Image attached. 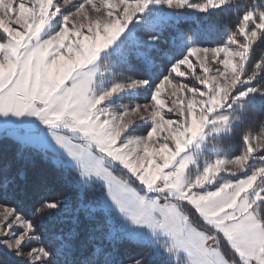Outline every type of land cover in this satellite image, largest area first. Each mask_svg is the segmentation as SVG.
I'll list each match as a JSON object with an SVG mask.
<instances>
[{
    "label": "snow or ice",
    "instance_id": "snow-or-ice-1",
    "mask_svg": "<svg viewBox=\"0 0 264 264\" xmlns=\"http://www.w3.org/2000/svg\"><path fill=\"white\" fill-rule=\"evenodd\" d=\"M227 12L215 46L181 33L164 72L129 75L169 27ZM257 45L264 0H0V264H264V122L246 126L264 109ZM9 143L65 173L79 205L44 172L20 182Z\"/></svg>",
    "mask_w": 264,
    "mask_h": 264
},
{
    "label": "trees",
    "instance_id": "trees-1",
    "mask_svg": "<svg viewBox=\"0 0 264 264\" xmlns=\"http://www.w3.org/2000/svg\"><path fill=\"white\" fill-rule=\"evenodd\" d=\"M240 2H246V0H240ZM236 20L237 16L234 12L219 13L214 16L196 14L195 16L187 17L180 21L177 26L166 29L161 36L160 44L155 49L149 50L148 48H144L140 50L139 55L134 53L132 57L134 71L129 73V75H159L165 71L166 66L169 65L172 59L186 54L188 45L185 40L181 39V33L186 37H192L196 45L211 47L221 41L225 29H231ZM139 35L146 37L148 33L140 31ZM149 51L152 58L151 62L144 59V54L149 53ZM262 54H264V45H257L253 51V57L258 58ZM146 95L147 93H141V98L143 99ZM262 122H264V109H261L259 106L251 108L248 113L246 126L255 131L259 129ZM229 144L230 151L233 152L242 147L239 132L229 141ZM3 150L10 160L15 161L18 174L17 179L20 182H23V180L19 176V173L31 177L35 171L44 172L50 177L49 188L52 194L61 199L65 195H68L71 197L74 205H79L80 200L72 190L71 179L65 178L66 174L57 169L51 161H45L33 153L19 150L12 143L3 146ZM18 152L20 153L19 155ZM115 173L129 179L130 174L126 170L123 171L118 168L115 169ZM102 195L103 193L99 188H96L95 191L89 190L88 203L92 207L98 208L100 205L97 204V201L103 203ZM193 219L195 222L200 223L196 216ZM46 224L51 230L50 235L51 232L59 233L70 230L72 227L70 220L67 219L47 221Z\"/></svg>",
    "mask_w": 264,
    "mask_h": 264
},
{
    "label": "rangeland",
    "instance_id": "rangeland-1",
    "mask_svg": "<svg viewBox=\"0 0 264 264\" xmlns=\"http://www.w3.org/2000/svg\"><path fill=\"white\" fill-rule=\"evenodd\" d=\"M216 44H214L213 46H215ZM197 46H199V45H197ZM193 59V62L195 63L196 61H195V58L193 57L192 58ZM185 82H188V83H193L194 81H192V79L189 77V78H186L185 79ZM123 170V169H122ZM124 171V170H123ZM116 174V173H115ZM117 175V174H116ZM117 176H119V175H117ZM119 177H121V176H119ZM122 179H127L126 177L125 178H123V177H121ZM133 186H136V184H134ZM214 190V189H213ZM106 196V195H105ZM102 201L104 202L105 201V199L103 200L102 199Z\"/></svg>",
    "mask_w": 264,
    "mask_h": 264
},
{
    "label": "crops",
    "instance_id": "crops-1",
    "mask_svg": "<svg viewBox=\"0 0 264 264\" xmlns=\"http://www.w3.org/2000/svg\"><path fill=\"white\" fill-rule=\"evenodd\" d=\"M105 195H106V193H103V195H102V199L103 200L105 199Z\"/></svg>",
    "mask_w": 264,
    "mask_h": 264
}]
</instances>
